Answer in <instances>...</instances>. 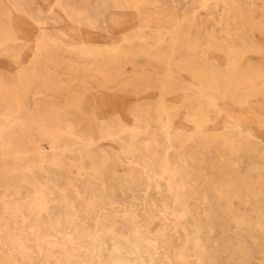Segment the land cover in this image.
Listing matches in <instances>:
<instances>
[{
    "label": "rangeland",
    "instance_id": "374dc122",
    "mask_svg": "<svg viewBox=\"0 0 264 264\" xmlns=\"http://www.w3.org/2000/svg\"><path fill=\"white\" fill-rule=\"evenodd\" d=\"M83 263L264 264V0H0V264Z\"/></svg>",
    "mask_w": 264,
    "mask_h": 264
},
{
    "label": "bare ground",
    "instance_id": "6f19581e",
    "mask_svg": "<svg viewBox=\"0 0 264 264\" xmlns=\"http://www.w3.org/2000/svg\"><path fill=\"white\" fill-rule=\"evenodd\" d=\"M77 5V4H76ZM24 84V83H23ZM16 202V201H15ZM2 220V219H1ZM6 224V223H5ZM3 226V225H2ZM65 236V235H64ZM62 240V239H61ZM84 264V263H83Z\"/></svg>",
    "mask_w": 264,
    "mask_h": 264
}]
</instances>
